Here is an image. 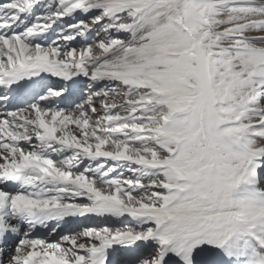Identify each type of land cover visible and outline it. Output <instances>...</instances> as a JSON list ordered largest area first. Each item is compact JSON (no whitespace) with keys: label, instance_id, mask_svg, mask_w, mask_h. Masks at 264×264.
<instances>
[{"label":"snow or ice","instance_id":"6c2138e0","mask_svg":"<svg viewBox=\"0 0 264 264\" xmlns=\"http://www.w3.org/2000/svg\"><path fill=\"white\" fill-rule=\"evenodd\" d=\"M0 264H264V0H0Z\"/></svg>","mask_w":264,"mask_h":264}]
</instances>
